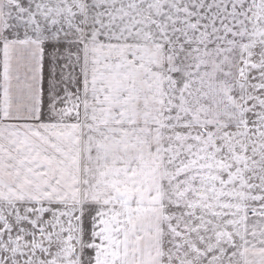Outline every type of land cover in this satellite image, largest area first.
<instances>
[{
	"label": "snow or ice",
	"instance_id": "snow-or-ice-1",
	"mask_svg": "<svg viewBox=\"0 0 264 264\" xmlns=\"http://www.w3.org/2000/svg\"><path fill=\"white\" fill-rule=\"evenodd\" d=\"M0 264H264V0H0Z\"/></svg>",
	"mask_w": 264,
	"mask_h": 264
}]
</instances>
